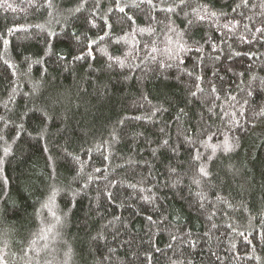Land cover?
<instances>
[{
	"label": "trees",
	"instance_id": "obj_1",
	"mask_svg": "<svg viewBox=\"0 0 264 264\" xmlns=\"http://www.w3.org/2000/svg\"><path fill=\"white\" fill-rule=\"evenodd\" d=\"M0 264H264V0H0Z\"/></svg>",
	"mask_w": 264,
	"mask_h": 264
},
{
	"label": "rangeland",
	"instance_id": "obj_2",
	"mask_svg": "<svg viewBox=\"0 0 264 264\" xmlns=\"http://www.w3.org/2000/svg\"><path fill=\"white\" fill-rule=\"evenodd\" d=\"M50 205V204H49ZM49 207V206H48ZM48 209V208H47ZM44 237H42V238H45V235H43Z\"/></svg>",
	"mask_w": 264,
	"mask_h": 264
}]
</instances>
